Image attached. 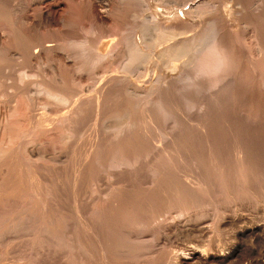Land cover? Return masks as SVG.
<instances>
[{
	"label": "bare ground",
	"instance_id": "6f19581e",
	"mask_svg": "<svg viewBox=\"0 0 264 264\" xmlns=\"http://www.w3.org/2000/svg\"><path fill=\"white\" fill-rule=\"evenodd\" d=\"M11 1L32 6L31 28L18 27L24 17ZM143 1L0 0V70L32 66L7 73L0 186L21 180L33 200L16 214L2 209L0 224L50 236L73 223L79 233L64 246L104 264L145 253L159 264H264V242L255 246L264 218L235 210H264V0H165L176 5L165 16ZM80 2L87 26L62 14ZM75 153L68 194L61 171ZM199 215L214 233L228 227L227 245L217 234L203 245L170 243L203 238ZM158 238L170 245L156 248Z\"/></svg>",
	"mask_w": 264,
	"mask_h": 264
},
{
	"label": "rangeland",
	"instance_id": "374dc122",
	"mask_svg": "<svg viewBox=\"0 0 264 264\" xmlns=\"http://www.w3.org/2000/svg\"><path fill=\"white\" fill-rule=\"evenodd\" d=\"M65 3H63L64 5L66 4V0H63ZM14 2V1H13ZM11 1V3H13ZM160 2V3H159ZM163 2V3H162ZM230 1H228L227 3H229ZM144 4V6L147 7V10L150 12H154L156 11L158 13V15L160 14V16H165L166 14H168L167 11H170L172 9V7L174 8L176 5H172L171 3H168V2H165V0H144L142 2ZM154 3V4H152ZM14 4L16 6L19 7V18L23 19L22 20H18V24L19 25L22 21V23L20 24V27L21 29H24L25 28H28L31 26L32 24V20L36 18V16L34 15V10L32 8V6L29 7L28 5V8H25L26 4L22 3L20 4L18 1H15ZM85 3L83 2H80L78 4H75V3H72L70 5V8L69 10L71 11H67V12H63V16L65 15L67 18H71L73 20H75L76 22H78L79 24L83 25L86 24V26L88 25V22H87V18L84 16H82L83 14L81 13V9H82V5H84ZM141 4V2L138 4V7H140L139 5ZM162 4V5H161ZM165 5V6H164ZM169 5V6H168ZM172 5V6H170ZM23 6V7H22ZM82 6V7H81ZM155 6V7H154ZM161 6V8H160ZM22 9H21V8ZM80 7V8H79ZM188 5L184 6L183 8H187ZM31 8V9H30ZM168 8V9H166ZM162 11H161V10ZM170 9V10H169ZM23 10V11H21ZM30 10V12L28 11ZM167 10V11H166ZM26 11V12H25ZM74 11V12H73ZM148 11H144L143 13L146 14L148 13ZM165 11V12H164ZM27 15H25V13ZM165 13V14H164ZM29 14V15H28ZM28 16V17H27ZM30 16V17H29ZM32 16V17H31ZM34 16V18H33ZM79 16V17H78ZM27 19V20H26ZM24 21V22H23ZM26 21V22H25ZM28 21V22H27ZM29 24V26L27 24ZM22 25V26H21ZM57 28L58 26H52L50 27L51 29L52 28ZM31 28V27H30ZM34 28V27H33ZM239 28V27H238ZM37 27H35L33 30L37 31ZM0 38L3 39V36L1 34V30H0ZM12 54L15 58L17 59H20L21 57V54H22V50L21 49H17V48H13L12 49ZM13 62V61H12ZM16 65V66H15ZM11 67H6L5 69H1L0 70V100H3V102L5 104H11L13 101H12V98L10 96V93L9 91L12 89V86H14V82L12 79H8V70L10 73H15L17 71H22V70H25V69H32V66H25V65H21V64H13V65H10ZM16 67V68H14ZM45 67V68H44ZM22 68V69H21ZM41 68H44L46 70H49L51 68V65L50 63H42L41 65ZM10 77H12L13 75L12 74H9ZM40 77V76H39ZM90 79H87L85 80L83 83L85 87H89V85H91V82L89 81ZM6 90V91H5ZM3 95V96H2ZM4 98V99H3ZM2 102V103H3ZM89 124V123H87ZM86 133H85V137H87V133L89 132V128H90V125H86ZM77 165V153L74 154V156H72V159L69 163V166L68 168H66L65 171H61L62 172V176H61V180H62V183H63V187L64 189L66 190V192L69 194L72 192L73 190V187H72V184H70L71 182V178L73 176V174L71 173L74 168V166ZM67 171V172H66ZM70 178V179H69ZM102 181L100 180V187H105L106 186V178L102 177L101 178ZM104 179V180H103ZM67 180V181H66ZM65 182V183H64ZM89 182H85L81 187L80 189V194L85 198L87 199L90 195V190H91V184ZM24 185L23 183H21V180L20 181H17L16 183L8 186L6 183L5 184H2V187L0 186V188L2 189L1 190V194H0V212L1 210H5V212L7 213H15L17 212V209H20L22 206L24 205H30L32 203V199L29 197V196H26L25 195V192L24 190H27L28 188L26 186H22ZM103 185V186H102ZM5 189V190H4ZM85 191V192H84ZM8 196V197H7ZM87 197V198H86ZM12 198V199H11ZM30 199V200H29ZM15 201V202H14ZM24 202V203H23ZM19 204V205H18ZM255 204H251L249 207H247V210L246 209H241V208H235V210H240L239 213H242L243 211V215L246 216V217H249V218H254L255 220H257V217H258V220L260 218H264V212L261 213V211H264L263 208L260 206V207H256L254 206ZM227 207V205H226ZM12 208V209H11ZM15 208V209H14ZM83 208V206H82ZM246 208V207H245ZM257 208V209H256ZM261 208V209H260ZM7 209V210H6ZM85 207H84V210L82 211H85ZM258 210V211H256ZM230 211L229 210V207H227L226 209H224V215L225 214H229ZM238 212V211H237ZM258 212V213H257ZM251 213V217H250V214ZM254 213H257L259 215H256ZM247 214L249 216H247ZM254 214V217H252ZM175 212L174 211H171V213L167 212L165 213V215L162 217V218H166L167 220H171L173 219V217L175 216ZM257 216V217H256ZM208 220V221H206ZM262 220V219H260ZM206 221V222H205ZM196 222L199 224V228L202 227V229L204 228V230L206 231V233L204 234L205 236H203V238L200 236V233L198 234L195 233L194 236L190 237V238H186L185 236H181V235H173V239L172 243L173 245H183V244H186V245H191L192 243L194 244L195 243H199V244H204V242H202V240L204 239H207V235H213V234H217L218 237L217 239V242L219 241V244L221 243L222 245L225 244L227 245L228 241L230 240V237L232 235V233H230V230L228 229V227H221L220 230L218 231H215L212 232V222L210 221V217L207 216V215H199V217L197 218ZM201 223V224H200ZM211 223V224H210ZM9 225V227H8ZM72 225V226H71ZM69 225L68 227V231H66L65 234H61L60 231H58V233L56 235H50V236H45V235H36L34 233V231L32 230L33 228L32 227H18V226H13V228H11L10 224H0V264H104L102 261H100L95 253L94 254H90L89 255H85L84 257V254L80 253V251H78V249L76 248H67L66 246H64V241L65 240L64 238L67 237V235L74 231L75 233H79V229L78 226H76L75 224H71ZM207 227V228H206ZM209 227V229H208ZM9 228V229H8ZM15 228V229H14ZM11 229V230H10ZM17 229V230H16ZM72 229V230H70ZM4 230V231H3ZM210 232H209V231ZM30 231V232H29ZM221 231V232H220ZM3 232V233H2ZM17 234H16V233ZM20 232V233H19ZM13 233V234H12ZM24 233V234H22ZM27 233V234H26ZM31 233V234H29ZM212 233V234H211ZM152 231L149 230L147 231L146 233H144L145 237L147 238H151L152 237ZM17 236V237H13V236ZM26 235V236H25ZM66 235V236H65ZM143 235V236H144ZM8 238H7V237ZM200 236V237H199ZM10 237V238H9ZM37 237V238H36ZM50 237V239H49ZM23 238V239H22ZM4 242H3V240ZM21 239V240H20ZM53 239V241H52ZM59 239V240H58ZM264 239V238H263ZM262 239V241H260V243H257L255 246L258 247V246H261L263 247L264 245V240ZM8 240V242H7ZM18 240V241H17ZM162 242H161V241ZM201 240V241H200ZM21 241V242H20ZM27 241V242H26ZM56 241V242H55ZM164 239L162 240V238H158L156 239V241L153 242L154 245H157L156 248H159V247H162L163 249L165 247H167L169 244V242H163ZM199 241V242H198ZM36 242V243H35ZM40 242V243H39ZM44 242V243H43ZM62 242V243H61ZM202 242V243H201ZM263 245H262V243ZM22 243V245H21ZM161 243V244H160ZM166 243V244H165ZM31 244V245H30ZM39 244V245H38ZM45 244V247L43 248ZM52 244V245H51ZM261 244V245H260ZM160 245V246H159ZM223 245V246H225ZM34 246V247H33ZM51 246V247H50ZM2 247V248H1ZM27 249H26V248ZM59 247V248H58ZM66 247V248H65ZM13 248V249H12ZM29 248V249H28ZM57 248V250L55 249ZM264 248V247H263ZM44 249V250H43ZM61 249V250H60ZM67 249V250H66ZM56 250V251H55ZM60 250V251H59ZM30 251V253H29ZM33 251V252H32ZM42 251V252H41ZM44 251V252H43ZM64 251V252H63ZM73 251V252H72ZM76 251V252H75ZM11 252V253H9ZM46 252V253H45ZM63 252V253H62ZM2 253V255H1ZM50 253V255L48 254ZM62 253V255L60 254ZM71 253H74L73 255ZM45 254V255H44ZM79 254V255H78ZM81 254V255H80ZM52 255V256H51ZM57 255V256H56ZM77 257H76V256ZM4 256V257H3ZM10 256V258H9ZM38 256V257H37ZM56 256V257H55ZM87 256V257H86ZM89 256V257H88ZM12 257V259H11ZM24 257V259H23ZM55 257V258H54ZM60 257V258H59ZM91 257V258H90ZM135 257V258H134ZM152 257V259H151ZM2 258V259H1ZM16 258H20V259H16ZM45 258V259H44ZM64 258V259H63ZM84 258V259H82ZM86 258V259H85ZM150 258V259H149ZM32 259V260H31ZM42 259V260H41ZM82 259V260H81ZM93 259V260H92ZM122 257H119V256H112L111 258L108 259V261L106 262V264H159L157 263L158 261L155 260L153 258V255L150 254V253H145V254H142V255H138V256H132V257H129V258H126L124 259ZM138 262H136L135 261ZM140 259V260H139ZM45 260V261H44ZM49 260V261H48ZM78 260V261H77ZM155 260V261H154ZM86 261H88L86 263ZM126 261V262H124ZM70 262V263H69ZM77 262V263H76ZM93 262V263H92Z\"/></svg>",
	"mask_w": 264,
	"mask_h": 264
}]
</instances>
